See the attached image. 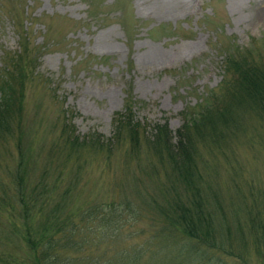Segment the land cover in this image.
<instances>
[{
    "label": "rangeland",
    "instance_id": "obj_1",
    "mask_svg": "<svg viewBox=\"0 0 264 264\" xmlns=\"http://www.w3.org/2000/svg\"><path fill=\"white\" fill-rule=\"evenodd\" d=\"M245 57L264 66V0H0V79L6 66L27 71V77L11 73L23 95L22 133L0 139V173L18 160L34 167L37 153L42 162L52 156L68 113L81 136L111 138L113 118L129 98L137 102L141 123H167L176 133L183 113L214 98L234 75L231 60ZM242 128L224 155L209 144L202 156L238 161V171L220 167L218 180L225 185L247 179L264 186V121L246 115ZM120 153L109 172L99 166L87 171L86 191L108 200L120 188L145 195L134 171L118 169ZM223 197L230 217L225 229L235 237L244 217L234 206L240 198L232 190ZM137 228L113 248L132 251L152 243L135 264H213L192 249L181 251L176 241L173 250L161 236L152 242L148 222ZM161 249L166 254L159 258Z\"/></svg>",
    "mask_w": 264,
    "mask_h": 264
},
{
    "label": "trees",
    "instance_id": "obj_2",
    "mask_svg": "<svg viewBox=\"0 0 264 264\" xmlns=\"http://www.w3.org/2000/svg\"><path fill=\"white\" fill-rule=\"evenodd\" d=\"M231 64L234 75L213 91L214 98L184 112L176 133L167 123H141L137 102L129 98L113 118L111 138L96 132L81 136L73 123L76 117L68 113L58 143L51 146L55 152L45 162L37 153L34 167L22 160L12 170L4 167L0 264H135L148 255L152 243L132 251L113 248L123 237L135 236L144 222L151 225L152 242L161 236L170 243L165 248L173 250L176 241L181 251L192 249L213 264L263 263L264 186L247 179L225 185L218 180L220 167L238 171V161L230 160L231 155L226 164L202 156L209 144L224 155L228 140L243 130L246 115L264 121V66L246 57ZM6 67L0 79V139L18 129L22 133L23 95L11 73L27 77L23 67ZM17 146H23L20 138ZM117 152L122 156L118 169L134 171L145 195L123 194L120 188L108 200L95 189H84L87 171L99 166L109 172ZM228 190L240 198L234 206L244 215L235 237L225 229L230 217L223 196ZM165 254L158 251L159 258Z\"/></svg>",
    "mask_w": 264,
    "mask_h": 264
}]
</instances>
